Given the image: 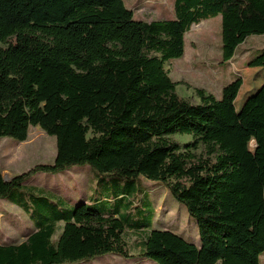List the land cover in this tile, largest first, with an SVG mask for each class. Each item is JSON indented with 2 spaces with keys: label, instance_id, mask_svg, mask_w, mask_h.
Wrapping results in <instances>:
<instances>
[{
  "label": "trees",
  "instance_id": "16d2710c",
  "mask_svg": "<svg viewBox=\"0 0 264 264\" xmlns=\"http://www.w3.org/2000/svg\"><path fill=\"white\" fill-rule=\"evenodd\" d=\"M172 11V19L145 22L122 0H0V44L6 45L0 46V138L24 142L32 126L56 142L52 164L9 180L0 170V200L22 209L33 224L24 242L0 244V264L128 258L123 233L130 214L118 208L132 193L142 194L134 186L140 178L167 189L199 237L190 243L135 220L130 233L140 241V259L260 264L264 66L255 78L261 83L236 107L239 72L218 98L196 89L194 104L177 95L179 83L165 64L183 56L193 26L215 17L222 61H231L248 37L264 35V0H175ZM262 58L264 50L249 63ZM175 135L192 140L181 146L170 139ZM199 147L203 155L196 156ZM75 166H89L97 183L110 178L126 185L117 186L114 197H81L72 207L25 185L38 173ZM102 199L112 208L99 205Z\"/></svg>",
  "mask_w": 264,
  "mask_h": 264
},
{
  "label": "rangeland",
  "instance_id": "374dc122",
  "mask_svg": "<svg viewBox=\"0 0 264 264\" xmlns=\"http://www.w3.org/2000/svg\"><path fill=\"white\" fill-rule=\"evenodd\" d=\"M174 1L122 0L124 6L133 12L134 19L145 22L172 19ZM204 23L205 25L202 24L199 28L190 30L185 36L183 57L166 63L169 78L173 82H180L182 84L176 86L175 92L177 95L194 104L199 103V99L194 92L196 89H202L204 92L211 93L212 95L215 94L217 98L220 97L219 92L221 88L236 78L237 74L235 75L231 69L233 70V67L239 68L242 74L249 61L253 57H256L259 51L264 50V35L248 37L239 46L233 63L228 66L229 63L223 62L221 58L220 17L209 19ZM0 46L5 47L6 45L0 44ZM191 52L196 55L197 60L196 58L194 59V61L196 60L195 72L189 73L188 65L191 63ZM260 66H264V58L255 65V68ZM195 69L197 71L201 70L200 76L195 77L197 73ZM253 75L254 72L245 74L243 80L246 82H244V85L252 79ZM244 89L242 88L240 91L235 104L236 107L241 103L246 91ZM170 139L180 143L181 146L192 140L190 136L180 135L171 136ZM194 154L196 156L203 155V148L199 147L194 151ZM55 155V138L47 136L39 127H29L28 136L24 142H18L11 138H0V170L5 180L21 175L36 165L52 164ZM97 182L95 172L89 166H75L65 172L54 175L38 173L26 182L25 185L41 186L46 196L54 193L53 191H48L50 189L64 191L66 186H74L70 190L65 191L74 201L80 200L81 197L88 200H92L96 196H99L98 199L114 197L118 189L117 186L126 185L125 181L116 182L110 178H107L103 182ZM134 186H136L137 190H141L142 194L138 195L137 192L132 193L119 204L120 207L118 208L120 213L130 214V217L126 221L128 226L126 225L123 233L125 250L129 257L124 258L108 254L89 262L72 264H156L148 259H140L138 256L139 250L137 247L140 241L136 234L130 233L131 227H134L132 222L135 220H139L140 225L148 224L150 221L151 226L147 227L148 231L167 230L182 236L190 243H199L197 226L194 220L188 216L185 207L172 198L167 189L144 178L135 181ZM67 202L68 206L72 207L74 205L68 200ZM125 202L128 203V206L123 207L122 204ZM6 203V200H0V243H5L12 239L16 242H21L20 236L24 233H29L30 229L33 228V224L29 222L27 216L23 213L22 215L14 208L13 210L12 208H5L4 205ZM99 205L109 209L112 208V205L108 204L106 199H102ZM148 205H151V207ZM139 208L147 210L148 214L145 216L134 215ZM19 210L23 212L22 209ZM149 211L152 213H149ZM136 232L139 233L140 231ZM262 264H264V258Z\"/></svg>",
  "mask_w": 264,
  "mask_h": 264
},
{
  "label": "crops",
  "instance_id": "0c3cea01",
  "mask_svg": "<svg viewBox=\"0 0 264 264\" xmlns=\"http://www.w3.org/2000/svg\"><path fill=\"white\" fill-rule=\"evenodd\" d=\"M205 22V21H204ZM204 22H202V23H200L198 26H193L192 28H191V30L192 29H196V28H199L202 24H204L205 25V23ZM190 32V31H189ZM184 51H185V49H184ZM184 55V54H183ZM237 55V54H236ZM236 55L233 57V59L231 60V61H228V62H226V63H229V65L228 66H230V64L231 63H233V61H234V59H235V57H236ZM183 57V56H182ZM181 57V58H182ZM196 58V60H197V57H196V55L193 53V52H191V63H189V68H188V70H189V73L190 72H195L194 71V68H195V64H196V60L194 61V59ZM180 59V58H179ZM260 60H258V61H252L251 63H249L248 65H246V67H245V69H244V71L242 72V74H241V71H239V68H236V67H233V70L231 69V71L233 72V73H240V77L242 78V80L244 79V76H245V74L247 73H249V72H254V75L252 76V79L250 80V81H247V84L245 83V85H244V82H246V81H244L243 80V85H242V88H245L244 90H246L245 91V93H244V95H243V98L245 97V95H246V93H248L249 91H251V90H253L257 85H259L260 83H261V80L257 77V80H255V78H256V76H257V74L258 73H260V71H261V66L260 67H258V68H255V65H257V63L259 62ZM165 70H166V64H165ZM196 70V69H195ZM167 71V70H166ZM179 71H181V70H179ZM201 71V70H200ZM200 71H197L196 70V74H195V77L196 76H200ZM168 72V71H167ZM203 72V71H202ZM182 74V73H181ZM168 75H169V72H168ZM195 79V78H194ZM179 83V85H182L180 82H178ZM223 88V87H222ZM222 88H221V90H222ZM241 88V89H242ZM221 90H220V92H219V96H220V93H221ZM195 92V91H194ZM206 94H211V93H208V92H205ZM212 95V94H211ZM213 96H216L215 94H213ZM217 98V97H216ZM243 98H242V100H241V103H242V101H243ZM35 187H37V188H39L40 190H42V187L41 186H35ZM72 187H74V186H71V187H68V186H66L65 187V190L64 191H61L60 189H50V190H48V191H53L54 193H52L51 195H50V197L53 199V200H57L58 198H62V199H64V200H68L71 204L74 202V200L73 199H71L68 195H67V193H65V191H68V190H70V188H72ZM7 202V201H6ZM67 202V201H66ZM67 204H68V202H67ZM16 205H14V204H12V203H10V202H7L5 205H4V207L5 208H7V209H11L12 208V210H13V208L14 209H16L17 211H19L21 214L23 213L24 215H25V213L24 212H21L19 209V207H15ZM19 208V209H18ZM17 213V212H16ZM22 214V215H23ZM33 231V229H31V231L30 232H32ZM28 234V233H27ZM23 236V237H22ZM22 236H20V239H22V241L21 242H16V241H14L13 239L12 240H8L7 241V243L9 242V244H20V243H22V242H24L26 239H27V237H28V235H26V234H22ZM1 244V243H0ZM263 256H264V253L262 254ZM260 256L259 257V262H260V264H262V260H263V256Z\"/></svg>",
  "mask_w": 264,
  "mask_h": 264
}]
</instances>
